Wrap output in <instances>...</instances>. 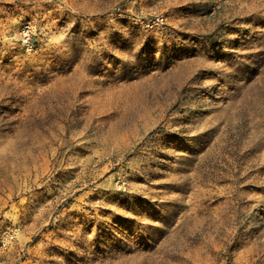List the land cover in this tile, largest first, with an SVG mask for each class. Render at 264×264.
Here are the masks:
<instances>
[{
  "label": "rangeland",
  "instance_id": "374dc122",
  "mask_svg": "<svg viewBox=\"0 0 264 264\" xmlns=\"http://www.w3.org/2000/svg\"><path fill=\"white\" fill-rule=\"evenodd\" d=\"M0 264H264V0H0Z\"/></svg>",
  "mask_w": 264,
  "mask_h": 264
},
{
  "label": "built area",
  "instance_id": "2783aa9c",
  "mask_svg": "<svg viewBox=\"0 0 264 264\" xmlns=\"http://www.w3.org/2000/svg\"><path fill=\"white\" fill-rule=\"evenodd\" d=\"M24 36H25V41L28 42L29 40V26H25L23 30Z\"/></svg>",
  "mask_w": 264,
  "mask_h": 264
}]
</instances>
